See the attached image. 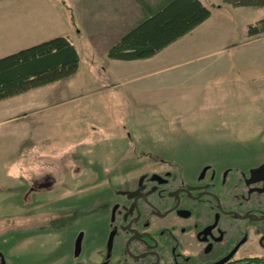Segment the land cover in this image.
<instances>
[{"label":"rangeland","instance_id":"374dc122","mask_svg":"<svg viewBox=\"0 0 264 264\" xmlns=\"http://www.w3.org/2000/svg\"><path fill=\"white\" fill-rule=\"evenodd\" d=\"M208 1L216 19L218 7L226 11L220 19L230 26L217 30L212 41L231 46L216 53L224 57L215 65L221 71L214 70L192 109L139 106L118 89L91 93L111 81L102 63L89 64L92 54H82L78 78L31 94L44 103L37 122L30 112H13L14 100L1 104L7 122L0 126V217L34 214L32 200L39 197L33 189L42 183L52 186L47 199H65L70 210L90 205L106 189L110 173L142 167L148 153L180 157L186 164L200 158L238 161L251 152L264 158V35L247 36L249 25L264 19V8ZM86 89H92L88 96L80 92ZM24 238L23 248L35 247L32 235Z\"/></svg>","mask_w":264,"mask_h":264},{"label":"flooded vegetation","instance_id":"af4514ba","mask_svg":"<svg viewBox=\"0 0 264 264\" xmlns=\"http://www.w3.org/2000/svg\"><path fill=\"white\" fill-rule=\"evenodd\" d=\"M251 153L218 164L144 154L142 167L110 173L94 203L74 210L65 199H47L52 186L39 184L33 189L39 197L32 200L34 214L0 217V264L264 259V176L254 175L264 158ZM27 235L37 242L28 250L22 247Z\"/></svg>","mask_w":264,"mask_h":264},{"label":"crops","instance_id":"0c3cea01","mask_svg":"<svg viewBox=\"0 0 264 264\" xmlns=\"http://www.w3.org/2000/svg\"><path fill=\"white\" fill-rule=\"evenodd\" d=\"M169 1L0 0V59L57 37H66L78 51L80 68L75 76L58 83L78 78L82 72V54H92L95 61L89 60V64L102 63L111 81L91 93L103 96L118 89L139 106H153L159 111L192 109L213 73L221 71L215 65H222L224 57L216 53L231 46L230 43L221 48L212 41L217 30L225 31L230 26L220 19L226 11L217 8L220 17L216 19L208 0L199 1L210 9V18L157 55L135 61L108 58V51L123 35ZM88 78L94 81L90 75ZM53 85L1 101L0 126L7 122L6 106L1 104L11 100H14L13 112H30L37 122L42 117L37 111L44 103L31 94ZM88 90L92 89L80 92L88 96Z\"/></svg>","mask_w":264,"mask_h":264},{"label":"trees","instance_id":"16d2710c","mask_svg":"<svg viewBox=\"0 0 264 264\" xmlns=\"http://www.w3.org/2000/svg\"><path fill=\"white\" fill-rule=\"evenodd\" d=\"M233 8H264V0H223ZM219 8V7H218ZM211 16L199 0H170L110 48L108 58L135 61L151 58L192 32ZM264 35V19L249 25L247 36ZM80 68V56L66 37H57L0 59V102L67 80ZM245 264H264L255 259Z\"/></svg>","mask_w":264,"mask_h":264},{"label":"water","instance_id":"95a60500","mask_svg":"<svg viewBox=\"0 0 264 264\" xmlns=\"http://www.w3.org/2000/svg\"><path fill=\"white\" fill-rule=\"evenodd\" d=\"M255 176H264V166H262L261 168H259L258 170H256V172L254 173Z\"/></svg>","mask_w":264,"mask_h":264}]
</instances>
